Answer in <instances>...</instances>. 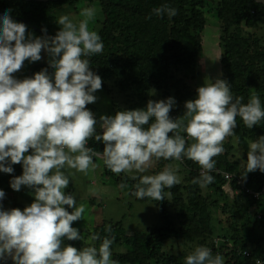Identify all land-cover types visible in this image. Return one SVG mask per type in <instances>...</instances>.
I'll return each mask as SVG.
<instances>
[{
	"label": "clouds",
	"instance_id": "9594fccd",
	"mask_svg": "<svg viewBox=\"0 0 264 264\" xmlns=\"http://www.w3.org/2000/svg\"><path fill=\"white\" fill-rule=\"evenodd\" d=\"M157 16H175L177 10L163 4L153 10ZM12 9L0 15V172L12 173L22 164L23 172L10 181L13 190L34 189L30 205L5 209V192L0 189V261L10 257L14 264H119L112 259L114 236L77 248L65 240H81L73 222L84 219L86 205L78 204L66 192L70 177L65 169L87 173L101 157L114 174L145 173L153 158H184L199 164L193 183L214 182L216 160L225 151L224 142L234 135L237 117L252 129L264 121V106L253 91L247 103L235 96L227 79L216 78L196 89L197 96L185 101L184 114L173 119L169 113L175 99L148 100L146 108L119 110L114 115L96 114L87 105L95 103L102 89V77L92 70L91 57L102 54L104 44L91 24L98 10L83 7L79 19L61 14L55 19V35L36 36L28 26L12 18ZM46 52L48 67L31 77L17 79L25 61H40ZM49 67L53 72H49ZM99 125V132L97 126ZM186 133L187 135H183ZM103 142L102 154L89 141ZM259 170L264 173V135L248 142L247 160L241 179ZM177 169L166 165L155 175L138 179V199L163 201L180 183ZM125 187V185H121ZM67 206V207H65ZM68 209H71L69 211ZM111 234L112 225H105ZM100 239L93 233L89 240ZM184 264H225L208 246H196Z\"/></svg>",
	"mask_w": 264,
	"mask_h": 264
},
{
	"label": "trees",
	"instance_id": "16d2710c",
	"mask_svg": "<svg viewBox=\"0 0 264 264\" xmlns=\"http://www.w3.org/2000/svg\"><path fill=\"white\" fill-rule=\"evenodd\" d=\"M81 1L89 4L96 2L102 11L97 32L102 38L104 51L90 58L92 70L102 77V87L107 92L111 93L116 88L127 104L124 110L146 108L148 100L155 101L156 96L173 97L176 103L169 115L175 119L173 114L185 111V101L196 98V89L188 85L181 73L190 72L192 77L197 73L200 56L198 34L206 24L204 7L209 1L215 4L220 22L223 73L219 78L227 79L233 94L243 96L244 103L255 91L264 106V39L246 36L239 30L241 25L248 28L259 25L261 17H264V4L254 0H0V11L12 9L11 15L23 17L28 29L33 30L31 26L34 25L46 28L48 35H55L57 31L52 30L55 10L64 5L76 6ZM163 4L175 8L176 15L154 14L153 10ZM35 67L41 70L48 67V62ZM35 67L31 68L30 77ZM49 72H53L50 67ZM93 112L96 113V110ZM97 130L100 131L99 125ZM261 135H264V121L248 129L237 117L232 137L243 148L245 162L241 164L240 160L229 158L231 146L226 143L224 153L214 157L215 167L241 176L246 165L248 142ZM89 146L102 154V141L92 139ZM97 158L102 160L105 175L112 177L117 185H125L136 201L147 200L132 195L138 183V179L132 177L139 174H114L104 165L101 157L93 159ZM152 162L156 164L147 170L148 175L157 174L165 165L177 166L174 169L184 173L179 184L165 190L170 193L165 200L155 201L159 225L149 227L145 233L131 234L133 238L141 236L140 243L121 252L115 251L116 245L132 244L121 224H111V234L105 232L104 223L96 225L90 234H99L100 239L94 242L97 247L105 236H114L112 259L119 264H184L190 252L181 249L174 253L171 247L166 248L168 244L165 243L170 239H180L193 250L201 245L210 247L213 254L223 256L225 264H258V260L264 264V201H256L243 192L235 193L230 200L223 188L225 179L214 172L210 173L215 178L214 182L205 185L209 194L203 193L204 186L193 183L194 178L199 177L201 168L187 158L181 161L153 158ZM12 167L14 171L10 174L0 172V189L5 194L33 191L28 186H22L19 191L11 188V179L23 172L22 164ZM243 183L255 189L264 183V173L259 170L248 173ZM232 186L237 187L235 184ZM66 192L74 193L71 183ZM217 210H221L223 217L214 216ZM257 213H261L262 217L257 218ZM65 243L80 248L86 246V239L82 235L81 240H65ZM245 250L249 255H245ZM0 264L14 262L8 257Z\"/></svg>",
	"mask_w": 264,
	"mask_h": 264
},
{
	"label": "rangeland",
	"instance_id": "374dc122",
	"mask_svg": "<svg viewBox=\"0 0 264 264\" xmlns=\"http://www.w3.org/2000/svg\"><path fill=\"white\" fill-rule=\"evenodd\" d=\"M95 6L98 10L96 19L92 22L91 27L97 31L98 23L102 20V11L98 3L92 4L86 2H79L76 6L64 5L59 9L55 10V17L53 19V32L59 30V25L55 22L61 14H68L74 19H79V12L83 7ZM204 13L206 18V24L202 31L198 34L200 44V56L197 62V73L192 77L190 72H182L181 75L185 78L186 82L192 88L197 89L202 86L204 82H210L209 80H215L220 77L223 73V65L221 63L222 47L220 44V22L216 16V7L213 2H207L204 7ZM240 32L244 35L255 36L259 39H264V17H261L259 25L255 28H248L241 25L239 28ZM29 32L36 36L37 34L34 29H28ZM45 53V60L47 59ZM47 63V61H45ZM43 64V63H42ZM35 67V66H34ZM37 71V67L34 68L33 74ZM30 75V71H29ZM111 90V87H109ZM112 93V94H111ZM107 92L102 87L98 90L95 95L97 100L95 103L87 105L90 110H96V117L99 120L100 115H114L119 110H124L127 104L123 102L121 95L116 91L114 87L113 92ZM197 96V93H196ZM167 98H161L156 96L155 101L164 100ZM184 114V111H177L173 114L174 118L180 117ZM229 143L231 148L229 151V158L240 160V163L245 162L243 148L238 145L236 140L230 136L227 137L224 145ZM97 167L94 170H89L87 173L78 172L75 169H65L66 174L70 177V183L74 188L73 195L75 196L78 204L86 205V213L84 219L73 222V227H76L86 239V246L90 243H94L89 240L91 236L90 231L96 225L101 224H116L120 223L121 227L126 231L129 236L127 239L132 242L131 245H116L115 251L121 252L125 249H130L132 246L137 245L141 241V236L133 238V233H145L149 227L159 225V217L155 210V201L147 198L145 201H136L131 194H129L127 187H121L116 184L112 177L107 176L103 172L102 160L97 158L94 159ZM156 162H152L150 168H154ZM177 165V163L175 162ZM174 165V164H173ZM166 166V165H165ZM172 166V165H171ZM149 168V169H150ZM174 168H177L174 167ZM159 172V170H158ZM145 173H136L135 171L131 175H148ZM180 180L183 179L184 173H176ZM227 190L226 188H224ZM34 191H20L15 193H6L3 198V206L5 209L9 208H20L23 210L25 206L30 205L33 201ZM206 187L203 188V193L209 194ZM230 192V190H229ZM229 195L230 200L233 198ZM220 202L223 200L220 198ZM218 218L223 217L221 210L213 213ZM218 220V219H217ZM216 223V221H215ZM218 225V224H216ZM132 234V235H131ZM168 245L166 248L171 247V251L176 253L181 249H186L191 252L193 249L190 246L184 244L180 239L178 240H167L165 241Z\"/></svg>",
	"mask_w": 264,
	"mask_h": 264
},
{
	"label": "built area",
	"instance_id": "2783aa9c",
	"mask_svg": "<svg viewBox=\"0 0 264 264\" xmlns=\"http://www.w3.org/2000/svg\"><path fill=\"white\" fill-rule=\"evenodd\" d=\"M201 171V169H200ZM199 171V172H200ZM215 174H220L225 179V184L223 185V188H226L225 192H229L232 196H234L237 192H243L244 194L250 196L256 201H264V183L258 186L257 188L253 189L251 187L246 186L243 183V180L241 179V176L238 174H233L227 171H223L221 169H218L215 167V171H213ZM232 184H235L237 187L233 188ZM261 213H257V218H261ZM245 255H249V252L245 250ZM258 264H260V260L257 261Z\"/></svg>",
	"mask_w": 264,
	"mask_h": 264
},
{
	"label": "crops",
	"instance_id": "0c3cea01",
	"mask_svg": "<svg viewBox=\"0 0 264 264\" xmlns=\"http://www.w3.org/2000/svg\"><path fill=\"white\" fill-rule=\"evenodd\" d=\"M45 53L46 52H42V59L40 60V61H37V62H33V63H30V62H28V61H25V64H24V66H23V68L21 69V71H19L18 73H16L15 74V77L17 78V79H23V78H25V77H30L29 76V71L31 70V68L32 67H34V66H37L38 64H44L45 63V61H47L48 62V59H49V57H48V55L46 54V56H47V59L45 60ZM32 191V190H31ZM34 191V190H33Z\"/></svg>",
	"mask_w": 264,
	"mask_h": 264
},
{
	"label": "water",
	"instance_id": "95a60500",
	"mask_svg": "<svg viewBox=\"0 0 264 264\" xmlns=\"http://www.w3.org/2000/svg\"><path fill=\"white\" fill-rule=\"evenodd\" d=\"M33 1L46 2V1H49V0H33ZM254 1L264 4V0H254ZM3 13H4L3 11H0V15H2ZM12 18H13L14 20H19V21H21V22H23V23H27V21H26L23 17H19V16L12 15ZM31 27H32L34 30H36L37 32L42 33V34H45V33L42 31V29H40L39 27L34 26V25H32ZM47 33H48V32H47Z\"/></svg>",
	"mask_w": 264,
	"mask_h": 264
}]
</instances>
